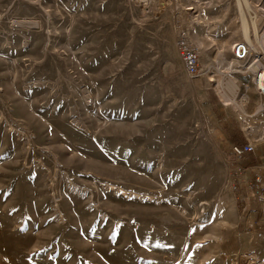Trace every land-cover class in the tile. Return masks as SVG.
I'll list each match as a JSON object with an SVG mask.
<instances>
[{"label": "rangeland", "instance_id": "1", "mask_svg": "<svg viewBox=\"0 0 264 264\" xmlns=\"http://www.w3.org/2000/svg\"><path fill=\"white\" fill-rule=\"evenodd\" d=\"M161 2L155 20L129 0H0V264L264 262V137L235 178L223 159L259 119L216 92L221 43L231 61L244 23L264 33V0ZM232 76L249 115L262 99Z\"/></svg>", "mask_w": 264, "mask_h": 264}, {"label": "built area", "instance_id": "2", "mask_svg": "<svg viewBox=\"0 0 264 264\" xmlns=\"http://www.w3.org/2000/svg\"><path fill=\"white\" fill-rule=\"evenodd\" d=\"M161 1L163 3L161 2L160 5L163 6L164 0ZM129 2L135 9H139L141 13L151 14L155 20L161 18L165 14V8L162 10L158 8L157 0H129ZM173 24L175 32L174 42L183 69L189 79L194 81L201 73L199 50L191 41L186 26L180 20L176 19H174ZM262 35L263 31L261 32V36ZM261 42H263V39ZM231 53L232 60L235 62L236 66L239 67L237 73L242 77L250 78L251 84H245L244 88L250 90L252 86L256 94L262 99L254 108L253 112L248 115L250 118L253 117L259 120L255 124L247 123L246 130H244L247 143L242 146L230 144L229 148L232 157L227 158L223 156L228 176L230 179H233L241 174V172L247 171L240 165L241 161L255 151L256 139L262 140L264 136V53L261 50H257L255 45L246 41L235 42L232 46ZM249 101L250 96L247 98V104ZM254 134L258 135L255 136V139L251 140L249 136H253ZM259 176L261 175L259 174Z\"/></svg>", "mask_w": 264, "mask_h": 264}, {"label": "bare ground", "instance_id": "3", "mask_svg": "<svg viewBox=\"0 0 264 264\" xmlns=\"http://www.w3.org/2000/svg\"><path fill=\"white\" fill-rule=\"evenodd\" d=\"M243 1H244V3H243L244 5L250 6L251 0H243ZM254 9L257 12H259L260 10H261V12L263 11V8L260 9L259 5L254 7ZM262 20H263L262 17L257 15V16L252 18V21H250L252 23L251 24L252 26L249 23L243 22L244 24L242 26V33H243L244 41L249 42L252 45H255L257 50H261L264 53V33L261 36V34H259L260 33L259 30L257 29V25H259ZM262 39H263V42H261ZM198 41L200 43H202L200 38H198ZM221 44H222L221 49H223L225 51L226 47H228V42L221 43ZM202 45H203V43H202ZM223 50H218V55L216 57H217L218 62H220V66L218 65L219 67L216 69V71L219 74H221L220 69H225L226 72L224 73V75L225 76L228 75V76H226V77H228V80L224 84L221 82L222 80H219L217 82L216 92L226 107L231 106L232 108L239 111L240 113H244L245 117H249L248 114L245 113L246 111L244 112V110H245L244 108L246 106L248 95H244V97L242 99L240 98V93H241L240 92V85L238 84V81L235 78V76L234 77L232 76V74H235L238 72L235 68L236 64L233 60L229 61L225 57ZM201 74L202 73H200V75L197 76V78H199L201 76ZM229 75L231 77H229ZM202 76H204V75L202 74ZM210 81L211 80L208 79V82H210ZM196 90L198 91V87L196 88ZM247 120H248V118H247ZM248 123H250V122H248ZM216 240H217V244H220V245L223 242V238H221V237L216 238ZM253 260L254 261L251 262V264H257L256 258H253ZM261 264H264V262Z\"/></svg>", "mask_w": 264, "mask_h": 264}, {"label": "trees", "instance_id": "4", "mask_svg": "<svg viewBox=\"0 0 264 264\" xmlns=\"http://www.w3.org/2000/svg\"><path fill=\"white\" fill-rule=\"evenodd\" d=\"M230 141L232 144L242 146L247 143L244 135L242 132H234L230 138Z\"/></svg>", "mask_w": 264, "mask_h": 264}, {"label": "crops", "instance_id": "5", "mask_svg": "<svg viewBox=\"0 0 264 264\" xmlns=\"http://www.w3.org/2000/svg\"><path fill=\"white\" fill-rule=\"evenodd\" d=\"M176 1H177V0H175V2H176ZM190 9H193V8H190ZM190 9H189V10H190ZM250 101H251V97H250ZM219 111L225 113L223 109H221V110H219ZM220 112H219V113H220ZM221 115H223V114L221 113ZM224 115H225V117L222 116V118L228 122V120H229V116H228V114L226 113V114H224ZM246 141H247V140H246Z\"/></svg>", "mask_w": 264, "mask_h": 264}]
</instances>
